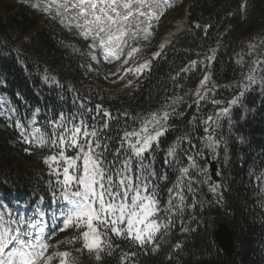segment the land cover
<instances>
[{"label": "trees", "instance_id": "obj_1", "mask_svg": "<svg viewBox=\"0 0 264 264\" xmlns=\"http://www.w3.org/2000/svg\"><path fill=\"white\" fill-rule=\"evenodd\" d=\"M185 2L187 11L184 4L166 24L173 27L174 17L184 18L181 32L169 39L159 37L108 77L104 67L98 69L90 60V42L76 39L74 30L58 26L22 1L0 0V82L17 119L38 108L37 120L48 133L52 131L48 121L61 112L99 128L102 113L95 121L92 117L96 105H102L114 117L102 132L110 152H114L124 131L140 128L139 117L168 111L167 131L159 138L158 147L145 154L154 156L151 163L159 175H167V180L156 181L162 205L168 200L167 189L180 175V165L164 163L170 146H179L182 166L188 167L185 153L199 166L190 169L192 191H185L189 207L183 216H176L163 239L162 230L153 244L140 247L112 236L113 245L119 247H114L112 255L102 254L99 262L95 253H77L75 250L82 247L78 243L59 244V249L77 257V264H121L120 257L126 252L136 255L124 264H264V85L258 82L247 89L240 87L247 84L244 76L253 62L260 61L257 67H264V0ZM242 3H246L243 9ZM157 51L161 55L152 59ZM145 61L151 63L142 73L124 71ZM191 61H197L196 65L191 66ZM186 67L187 71H181ZM205 74L210 79L200 88L205 96L201 100L197 89ZM205 87L211 91L204 92ZM242 91L240 102L230 106L229 101ZM225 107L229 113L217 119V111ZM209 116L220 124L213 136L219 141L214 150L204 139V128L211 131L216 127L203 123ZM11 125L0 129V192L7 195L15 191L29 204L41 197L50 203L52 177L42 155L25 152L26 144ZM207 156L217 163L218 183L210 180ZM215 185L219 187L213 192ZM220 220L226 221L232 232L231 257L214 238ZM67 232L70 237L76 234L74 229ZM177 243L180 248L175 247Z\"/></svg>", "mask_w": 264, "mask_h": 264}, {"label": "snow or ice", "instance_id": "obj_2", "mask_svg": "<svg viewBox=\"0 0 264 264\" xmlns=\"http://www.w3.org/2000/svg\"><path fill=\"white\" fill-rule=\"evenodd\" d=\"M22 2L51 19L58 20L69 31L75 29L80 37L90 41L88 54L93 61L97 60L99 53L110 63L113 59L121 58L124 48L129 46V41H149L153 29L158 27L165 11L174 6L175 0ZM240 7L245 8L246 3H242ZM160 47L163 50L165 46L162 44ZM140 50L139 47H131L123 63L128 64ZM160 55L161 51H157L152 59ZM211 59L208 58L209 62ZM150 63L151 61H145L136 68H126L124 71L142 73L149 68ZM196 63L197 61H191L190 65L194 66ZM260 63L253 62V66L244 76L247 84L240 87L247 89L258 82L264 85V67H257ZM187 70V67L181 69ZM209 79L210 76L205 74L200 81L197 95L201 100L205 99V96L201 94L200 88L205 86ZM51 80L55 82L56 78L51 77ZM208 91L211 89L205 87L204 92ZM243 95L244 92H240L229 101V105H237ZM212 103L220 104L221 101L213 100ZM229 110V107L219 109L217 119L227 115ZM39 111L38 108L35 110L33 120L28 125L17 120L15 127L21 142L30 145L25 149L26 152L31 154L32 148L47 149L50 152L42 157V162L48 167V174L54 177L49 181V190L52 196L51 204L55 205V208L49 214L46 208L37 204L32 215H27L0 204V264H55L57 260L59 264H77V257L69 251L49 252L50 248L54 249L57 245H50L48 241L57 231L67 229H75L77 234L58 244L80 242L82 247L75 251L81 253L86 250L90 255L95 253L97 262L101 260L102 254L112 255L114 247H119L113 245L112 236L125 238L144 247L146 244H153L162 230L161 239L168 234L176 216H183L189 207L185 204V191H192L190 169L199 167L195 158L187 153L185 158L188 167L182 166L179 146H170L164 163L180 165V175L176 183L167 189L168 200L162 205L160 185L156 181L167 180V175H159L151 163L154 156L145 154L152 153L153 148L158 147L159 138L167 131L164 123L169 119L168 111L139 117L140 128L124 131L118 138L119 146L114 152H110L109 145L102 136L103 130L110 127L109 121L114 117L108 110L102 109V105H96V115L92 117L95 121L102 113L104 119L99 128L96 124L90 125L83 118L77 120L75 116L61 112L58 117L48 121L52 128L51 133L38 126L36 116ZM3 114L0 112V115ZM209 122L216 127L211 131L209 127H205L207 135L204 139L207 146L214 150L219 141L213 139V136L220 124L212 116L203 121L206 125ZM109 155L112 159H108ZM218 187L219 185H215L211 190L215 192ZM43 199L40 198L41 204ZM48 219L54 226H49ZM175 247L180 248V244L177 243ZM156 248H159L158 244ZM135 255V252L124 253L120 257L121 264Z\"/></svg>", "mask_w": 264, "mask_h": 264}, {"label": "rangeland", "instance_id": "obj_3", "mask_svg": "<svg viewBox=\"0 0 264 264\" xmlns=\"http://www.w3.org/2000/svg\"><path fill=\"white\" fill-rule=\"evenodd\" d=\"M181 6V0H175V3H174V6L173 7H170L168 8L164 15L161 17V20L159 21V24H158V27L154 28L153 29V35L150 37V40L149 41H144L142 39L140 40H137L135 42H132V41H129V46L125 47L124 48V51H123V54L121 55V58L119 60H115L113 59L110 63L109 62H106L104 59H103V56L101 55V60L98 59V61L101 63L102 62V65H104L105 67V71H107L108 73V77L114 75V71L121 68L122 65L124 64L123 63V60L124 58L127 56V53L131 50V47H139L141 50L134 54L133 58L130 59V60H133L137 54H140L142 53L143 49L146 47V46H150L152 45L159 37L162 38V39H169L171 37L172 34H174L176 31H178L179 29H182V25H180L178 27L177 30L174 29V27H166V24L167 22L169 21V17L178 11L179 7ZM184 19V18H183ZM178 20H179V17H174L173 20H172V25L173 26H176L178 24ZM57 23L59 24L58 20H56ZM79 36V34H78ZM79 38L84 41V39L82 37L79 36ZM154 54V53H153ZM152 54V55H153ZM129 60V61H130ZM5 99H2V104H3V101ZM4 105V104H3ZM5 107V106H4ZM6 108V107H5ZM7 110V108H6ZM9 113V112H8ZM12 114V113H11ZM10 113L7 114L4 112V117L5 116H9L11 115ZM2 116V118H4ZM2 125H0V128ZM19 213H23V209L19 208L17 210ZM53 211V210H52ZM51 240V239H50ZM50 240L48 242H50Z\"/></svg>", "mask_w": 264, "mask_h": 264}, {"label": "water", "instance_id": "obj_4", "mask_svg": "<svg viewBox=\"0 0 264 264\" xmlns=\"http://www.w3.org/2000/svg\"><path fill=\"white\" fill-rule=\"evenodd\" d=\"M210 171L211 176L214 180H217L216 177V165L214 162H210ZM214 238L216 242L218 243L219 247L222 249V251L227 255L231 256L233 252V238L232 233L229 227L225 223H218L217 229L214 233Z\"/></svg>", "mask_w": 264, "mask_h": 264}, {"label": "bare ground", "instance_id": "obj_5", "mask_svg": "<svg viewBox=\"0 0 264 264\" xmlns=\"http://www.w3.org/2000/svg\"><path fill=\"white\" fill-rule=\"evenodd\" d=\"M3 104L7 108V110H9V106H8V103H7L6 99L3 101Z\"/></svg>", "mask_w": 264, "mask_h": 264}]
</instances>
